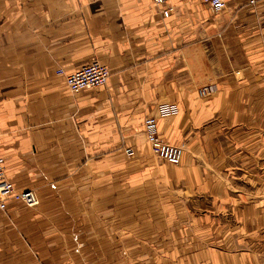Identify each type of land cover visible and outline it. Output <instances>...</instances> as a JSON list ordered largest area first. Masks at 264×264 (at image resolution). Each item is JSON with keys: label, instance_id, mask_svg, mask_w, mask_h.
Returning <instances> with one entry per match:
<instances>
[{"label": "crops", "instance_id": "1", "mask_svg": "<svg viewBox=\"0 0 264 264\" xmlns=\"http://www.w3.org/2000/svg\"><path fill=\"white\" fill-rule=\"evenodd\" d=\"M249 1L0 0V159L39 199L0 210V264H264V0ZM92 61L107 84L70 92L56 69ZM149 115L180 164L152 154Z\"/></svg>", "mask_w": 264, "mask_h": 264}, {"label": "built area", "instance_id": "2", "mask_svg": "<svg viewBox=\"0 0 264 264\" xmlns=\"http://www.w3.org/2000/svg\"><path fill=\"white\" fill-rule=\"evenodd\" d=\"M208 4L214 12L223 10L229 0H201ZM152 4L160 9L167 7L173 10L170 0H151ZM253 3L254 0H250ZM57 74L64 76L65 84L70 92H77L82 89L102 87L107 84L109 77L108 68L98 61H92L79 69L67 73L62 68L56 69ZM212 91L209 86H203L200 90L202 95H207ZM158 114L162 117L177 113V106L173 103H161L157 107ZM143 134L145 141L149 144L153 153L162 161L178 165L181 163L183 148L178 145L167 143L159 134L157 118L149 115L143 121ZM8 200L19 202L27 207H35L39 204L36 192L32 189L16 188L5 174V169L0 159V210H5Z\"/></svg>", "mask_w": 264, "mask_h": 264}, {"label": "rangeland", "instance_id": "3", "mask_svg": "<svg viewBox=\"0 0 264 264\" xmlns=\"http://www.w3.org/2000/svg\"><path fill=\"white\" fill-rule=\"evenodd\" d=\"M143 121H144V120H143ZM146 143H147V142H146ZM147 144H148V143H147ZM149 147H150V146H149ZM123 150H124V153H125L126 155H131V154L133 153V149H132L131 147H124ZM150 150H151V148H150ZM151 152H152V154H154L152 150H151ZM154 155H155V154H154ZM155 156H156V155H155ZM17 203H19V202H17ZM70 258H71V260H70L69 263H67V264H81V263L79 262L78 257L71 256ZM94 262H95V258H94L93 260H91V258H89L88 260H86V263H87V264H94Z\"/></svg>", "mask_w": 264, "mask_h": 264}]
</instances>
